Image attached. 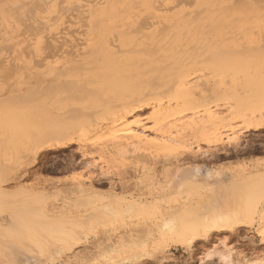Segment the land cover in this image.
I'll return each mask as SVG.
<instances>
[{
	"label": "rangeland",
	"instance_id": "1",
	"mask_svg": "<svg viewBox=\"0 0 264 264\" xmlns=\"http://www.w3.org/2000/svg\"><path fill=\"white\" fill-rule=\"evenodd\" d=\"M34 1L37 2L34 3L32 0L0 1V50L2 49L0 51V249L12 251L13 258L17 255L34 257L36 261L32 264L264 263V128L243 132L244 121L240 116L243 110L260 112L264 109V77L261 78L263 82L261 85L244 90L238 86H222L223 80L227 82L239 72L238 64L234 68L231 61H228L229 67H227L224 62L223 65L217 62L218 59H214L215 61L199 59V61L198 58L177 56L173 60L176 66L174 64V66L163 69L161 65L151 64L147 62V59L145 60L146 57L164 56L166 49L164 42L169 43V47L171 50L174 48V51L176 46L182 44L184 40L187 41L188 27L190 28L193 24L191 22L193 19L188 13L195 8L203 7L201 9L203 10L201 17H203L213 5L217 12H234L242 18L241 22L239 20L242 27H249L248 30L255 32L252 33L254 43L248 46L253 47L255 51L251 54L255 59L253 66L261 67L264 65V3L258 4L260 6L257 5L256 9L240 8L242 12H238L239 9L234 10L231 7L228 8L229 11L228 9L223 10L226 7L225 4L215 5V3L222 4L218 0H212L208 5L206 0H201L200 7H197L195 2H192L190 6V0L185 2L186 5L182 3L184 0L176 2L175 0H158L159 3L156 0L153 2L152 0H88V2L87 0H59V3L57 0ZM188 1H190V7ZM39 2L43 3L42 6ZM18 3L20 6H16ZM76 4L84 11L76 7ZM67 6H72V8L74 6L76 10L68 9ZM28 8L31 10L29 11ZM94 8L100 11L96 32L100 30L102 33L100 36L104 42L117 44L118 48H115L116 45L109 46L110 51L107 55L98 54L96 56L98 61L94 67L92 62H86V60L79 62L80 64L77 62L76 66V62L69 60L77 59V56L73 57L72 54L83 48L85 46L83 43L91 39L93 35L90 12ZM25 10L29 12L26 13ZM179 11L184 16L181 15V19L175 21L171 16ZM151 12L153 13L150 14ZM56 13L61 15L57 16ZM145 14L148 17L151 15L150 19L144 18L143 20H147L146 23L145 21L139 22L140 17ZM16 15L20 17L16 18ZM55 15L57 17L53 18L52 16ZM82 15L87 16L82 19ZM232 16L235 17V15ZM64 17H68V22ZM18 19L21 22H18ZM79 21H82L81 24ZM173 21L177 28L173 27ZM147 22H149L148 29L143 28L147 25L143 27L141 25ZM186 22L189 24L186 25ZM160 24L164 29L160 28ZM163 24H171V27L167 28L168 32L165 30L167 26ZM135 25L140 26L143 31L141 32L139 27L135 28ZM157 25L161 34H158L156 30ZM131 28L135 31L139 29L138 34L134 31L135 34ZM24 29L27 30L26 33ZM183 29L185 32L181 34ZM172 31L173 35L170 33ZM257 31L261 33L257 34ZM49 32L51 37L48 35ZM166 34H171V37L166 39L168 36ZM73 35V38L77 39L76 42L72 38ZM53 36L57 38L51 39ZM59 40L63 42L59 43ZM243 41V38H238L234 41L235 44L226 41L228 44L220 46H232L233 48ZM70 42L75 45H68ZM77 42L80 43L79 46ZM48 43H52L53 48L47 47L51 45ZM158 44L160 46L162 44L161 48H158ZM5 45L9 47V49L5 47L6 54L3 52ZM121 48L131 49L128 53L125 52L127 49L123 50L122 54L116 53L115 50L120 49L121 51ZM144 48L146 54L143 50L140 52L137 50ZM55 49H58L57 52L54 51ZM152 49L155 51L148 56L147 52L151 53ZM27 51L29 54L26 53ZM53 51L56 53L53 54ZM113 51L114 53L111 54ZM33 61L36 62L33 63ZM246 62L240 64L247 65ZM125 63L127 65H124ZM216 64L218 68H222L219 72H216L218 70ZM160 67L161 69H158ZM196 67H200L201 70L203 68V71H199L200 68ZM208 67L211 68L210 73H208L210 71ZM145 70L148 71L143 75ZM109 73L114 75L103 80L102 76ZM177 78L188 82V89L179 90L178 101L167 103L171 93L167 89L168 93H165L166 87L160 84ZM38 79L39 83L42 82L39 86L36 85ZM48 80L50 85L59 84V87L57 86L54 90L56 86L54 85L53 88L51 87L53 91L51 94L47 90L49 93L43 95L40 92H45L46 88H50L43 86ZM34 81L37 83L34 84ZM100 81L105 82L104 87ZM148 81H152L153 85ZM204 81H206L205 85ZM158 83L159 85L156 86ZM152 86L156 87L155 90ZM207 86L208 88H205ZM102 87L104 94L99 95ZM144 91H147L146 96H151L146 97L144 102H149L148 105L140 108L139 111L136 109L137 112L134 111L128 117L124 127L112 126L111 120L116 110L120 109L123 103H128L131 98L137 97L140 92ZM148 91L154 95L148 94ZM155 99L161 100L160 110H163L156 122L151 119L152 112L156 109L153 106ZM35 105L49 108V111L36 119L31 112ZM84 106L86 108H83ZM217 107L221 110L220 112ZM206 111L217 112L213 115L212 121L207 122ZM262 112L264 114V110L260 113ZM198 118L205 120L200 127L199 122L201 121ZM163 122L166 123L163 124ZM127 126L135 130L143 128L145 135L143 136L149 141L146 146L148 149L145 147L135 152L130 149L132 150L131 155L129 151L124 156H109L106 151L116 140L112 137L114 134L115 136L123 135V133L116 135L115 132H124L123 129ZM117 128L120 130L114 131ZM214 128L222 132L225 130L220 142L206 140L202 132L205 129L210 133ZM47 131L63 134L68 140L67 144L57 150L36 151L37 144L34 138L38 137L41 132ZM168 134L177 137L178 142L174 144L168 142L169 146L162 147L163 141L158 142L157 138ZM225 136L228 137L225 139ZM164 159H166L165 162ZM168 159H171L170 161L181 159V162L179 161L181 165L179 168L169 166V162L166 163ZM164 165L167 168L173 167V171L170 170L167 175L159 176L158 174L166 168ZM203 166L216 169L218 175H214L215 181L211 180L213 182L217 180V184L203 185L204 182H211V180L204 179L202 175L204 180L200 179L201 176L196 178L198 180L179 176L183 173L182 169ZM176 169L180 171V173L177 172L179 174L176 173ZM257 174L260 175L253 180L255 182L252 185L250 178ZM240 175L244 177L240 178ZM199 179L200 182H198ZM239 184L241 189L236 195L233 189ZM79 185H81L80 191H76ZM82 185L90 190L84 191ZM72 186L73 188H70ZM68 190L73 191L70 193ZM223 206L236 211L238 220L241 222L239 228H213L209 229V232L199 229L193 232L189 241L186 238L180 239V237L171 235L161 236L157 231L158 224L173 216V213L176 223L199 227L193 222L199 218L202 210L207 213L208 208L211 213L212 210L215 211ZM113 209L117 213H112ZM151 231V235H148L147 232ZM142 234L148 237H141ZM137 237L147 238V240L145 242V239L140 240ZM136 239L142 241V244L139 241L138 246L133 241ZM130 240L135 242L132 243L133 246Z\"/></svg>",
	"mask_w": 264,
	"mask_h": 264
},
{
	"label": "bare ground",
	"instance_id": "2",
	"mask_svg": "<svg viewBox=\"0 0 264 264\" xmlns=\"http://www.w3.org/2000/svg\"><path fill=\"white\" fill-rule=\"evenodd\" d=\"M1 1V0H0ZM34 3L35 2H37V1H34V0H32ZM63 1V0H62ZM83 1V0H82ZM86 1V0H85ZM92 1V0H91ZM177 0H175V2H176ZM187 0H184V2H182L183 4L186 2ZM191 1V2H190ZM190 1H188V6H189V2H190V6H191V3L193 2H195V4L197 5V7H200L199 6V4H200V2H201V0H190ZM211 1L212 0H206L205 2H207L206 4L208 5L209 3H211ZM218 1H220V2H222V4L221 5H219V4H217V3H215V5H218V6H222V5H224L225 4V8H223V10L224 9H228L229 7H231V8H234V10L235 9H239L238 10V12L239 11H241L242 9H240V8H243V7H249V8H254V9H256L257 7V5L258 4H260L261 2L262 3H264V0H218ZM40 2H42L41 0H40ZM39 2V3H40ZM48 2H49V0H48ZM57 2L59 3V0H57ZM56 2V3H57ZM72 1H70V3H71ZM87 2H88V0H87ZM152 2H153V0H152ZM156 2H158L159 3V1L158 0H156ZM161 2V1H160ZM23 3H25V2H23ZM32 3V2H31ZM38 3V4H39ZM43 3H45V1L43 2ZM43 3H40L41 4V6H42V4ZM69 3V4H70ZM75 3V2H74ZM91 3V2H90ZM136 3H139V2H136ZM19 4V3H18ZM16 5V6H20V4L19 5ZM37 4V5H38ZM62 4V3H61ZM213 4V3H212ZM31 5V4H30ZM34 5V4H33ZM32 5V6H33ZM57 5H60V4H57ZM57 5H56V7H57ZM70 5H72V4H70ZM80 5H82V4H80ZM153 5V4H152ZM158 5H160V4H158ZM175 5H177V4H175ZM185 5H186V3H185ZM240 5V6H239ZM15 6V7H16ZM36 6V5H35ZM40 6V5H39ZM62 6V5H61ZM60 6V7H61ZM78 5L76 4V7H77ZM157 6V5H156ZM189 6V7H190ZM258 6H260V5H258ZM7 7V6H6ZM37 7V6H36ZM63 7H66V6H63ZM68 7V6H67ZM76 7H74L73 6V8L75 9ZM81 7V6H80ZM79 6H78V8H80ZM134 7H135V4H134ZM134 7H132V8H134ZM139 7V6H138ZM155 7V6H154ZM154 7H152V9H155ZM212 8H209V10H207V12H205V16H203V17H201V14H202V11L203 10H201V9H198V8H195L194 10H192V11H190L189 13H188V15H189V17L191 18V19H193V21H191V22H193V24H191L190 25V28L188 27V29H189V37H188V40L186 41V40H184L183 42H182V44H180V45H178V46H176V45H173V46H176V49L173 51V49L174 48H172V50H171V47H169V43L168 44H166L165 42L163 43V45L165 44L166 45V49H165V51H164V56H162V57H158V55H157V57H155V56H153V57H146L145 58V60L147 59V62H150L151 64H155V65H161V67L164 69L165 67H170V66H174V64H175V66H176V62L175 63H173V60L174 59H176L177 58V56H181V57H192L193 59H196V58H198V60L200 59V60H216V59H218V61L217 62H219V63H221L222 65H223V62L227 65V67H229L228 66V61H231V62H233V63H236L235 65L232 63V67H236V65L238 64V66H239V72L238 73H236V74H234L233 75V77L230 79V80H227V82H225V80H223L222 82V86L223 87H235V86H238V87H240L241 89H244V90H248V89H251V88H255V87H257V86H259V85H261V83H263L262 82V80H261V78H263L264 77V65H262L261 67H255V66H253L255 63H254V55H251L253 52H255L251 47H249L248 46V44H252V43H254L253 42V34L252 33H255V32H251V30H248L249 29V27H246V26H241V24L239 23V20H240V22H241V20H242V18L241 17H239L237 14H235L234 12H230V13H225V12H220V11H218L217 12V10H216V8H213V5L211 6ZM224 7V6H223ZM263 7V6H262ZM261 7V8H262ZM4 8V7H3ZM43 8V7H42ZM70 8H72V6L71 7H68V9H70ZM72 8V10H74ZM77 8V9H78ZM172 8H173V5H172ZM261 8H259V9H261ZM81 9V11H84V10H82V8H80ZM164 9H166V8H164ZM171 9V8H170ZM230 9V8H229ZM229 9H228V11H229ZM28 10L30 11L31 9H29L28 8ZM26 11V13L27 12H29V11ZM76 10V9H75ZM74 10V11H75ZM86 10V9H85ZM156 10H158L157 9V7H156ZM169 10V9H168ZM13 11V10H12ZM64 12H66V10H63ZM62 11V13H64ZM120 11V10H119ZM119 11H117V12H119ZM138 11H140V10H138ZM166 11V10H165ZM245 11V10H244ZM77 12V11H76ZM99 9H97V8H94V9H92L91 10V12H90V23H91V29L94 31L93 32V35H92V37H91V39H88L85 43H83L85 46L83 47V48H81L80 50H77V51H75V53H73L72 54V56L74 57V56H77V59L76 60H74V58L73 59H71V60H69L70 62L71 61H73V62H81V61H84V60H86V62H92L93 63V67H94V65L97 63V61H98V59L96 58V56L98 55V54H101V53H103L104 55H107V53H109V51H110V49H109V46H115V48H118V46H117V44H113V43H105L104 42V40H103V38H102V36H100V34L102 35V33H101V31L99 30V32L97 31L96 32V30H97V27H96V24H97V20H98V18H99V16H100V14H99ZM122 12V11H121ZM186 12V11H185ZM184 12V13H185ZM217 12V13H216ZM242 12V11H241ZM69 13H71V11H69ZM81 12H79V14H80ZM127 13H128V11H127ZM137 13V12H136ZM153 12H151L150 14H152ZM13 14V13H12ZM21 14V13H20ZM20 14H17V15H20ZM30 14V13H29ZM38 14V13H37ZM57 14V13H56ZM59 14V13H58ZM57 14V16H59V15H61V14H59L58 15ZM82 14V13H81ZM149 14V15H150ZM187 14V13H186ZM185 14V15H186ZM9 15V14H8ZM16 15V16H17ZM67 15H68V12H67ZM70 15V14H69ZM78 15V14H77ZM182 12L181 11H179V12H176V14L174 15V16H171V18H174L175 19V21H178V20H180L181 19V17L182 16H184V14L182 15ZM232 15H235V17H233ZM16 16H14V18L16 17ZM24 16V15H23ZM25 16H26V14H25ZM56 15L55 16H52L53 18H56L57 17ZM83 16V15H82ZM82 16H80V18L82 17ZM87 16V15H86ZM85 16V17H86ZM145 16V17H144ZM144 16H141L142 17V20H141V17H140V19H139V22H141V21H145V20H143L144 18L145 19H150V17H151V15L148 17V16H146V14L144 15ZM18 17H20V16H17L16 18H18ZM27 17V16H26ZM52 17H50L51 19H52ZM84 16L82 17V19L83 18H85ZM147 17V18H146ZM259 17V16H258ZM261 17V16H260ZM15 18V19H16ZM44 18H46V17H44ZM65 18V17H64ZM20 19V18H19ZM18 19V20H19ZM24 19H26V18H24ZM50 19V20H51ZM65 19H67L66 21L68 22V17L67 18H65ZM76 19H78V18H76ZM154 19H155V17H154ZM249 19V18H248ZM17 20V19H16ZM16 20H14V21H16ZM52 20H54V19H52ZM56 20H58V19H56ZM55 20V21H56ZM81 20V19H80ZM159 21H160V19H158ZM64 21V20H63ZM65 21V22H66ZM83 21V20H82ZM82 21H79L80 22V24H81V22ZM147 21V20H146ZM146 21L144 22V23H146ZM156 21V20H155ZM154 21V23H156ZM175 21H173V23H172V25H173V27L175 26L174 25V22ZM186 21V20H185ZM18 22H21L20 20L18 21ZM40 22V21H39ZM64 22V23H65ZM78 22V21H77ZM138 22V23H139ZM150 22H151V20H150ZM190 22V23H191ZM51 23V22H50ZM137 23V24H138ZM143 23V24H144ZM159 23H162V22H159ZM187 23V22H186ZM20 24V23H19ZM40 24H42V23H40ZM45 24V23H44ZM43 24V25H44ZM136 24V23H135ZM136 24V25H137ZM142 24V23H141ZM141 25L142 27L143 26H146V27H143V28H146V29H148V27H149V22H147V24H145V25ZM152 24V23H151ZM177 24H179V23H177ZM182 24H183V22H182ZM189 23H187L186 25H188ZM20 25H22V24H20ZM29 25L30 26H32L31 24H30V22H29ZM28 25V26H29ZM43 25L41 26V28L43 27ZM48 25V24H47ZM52 25V24H51ZM50 25V26H51ZM84 25H85V22H84ZM83 25V26H84ZM134 26L135 28L137 27V26ZM139 25V24H138ZM180 25V24H179ZM244 25V24H243ZM24 26V25H23ZM29 26V27H30ZM34 26H36V25H34ZM34 26L32 27L33 29H34ZM60 26V25H59ZM86 26H87V24H86ZM114 26V25H113ZM116 27H119L118 25H115ZM163 26H167L166 27V31L168 32V30H167V28H169V27H171V24L170 25H168V24H166V25H164L163 24ZM1 27V26H0ZM48 27V26H47ZM139 27V29L141 30V32L143 31V29H141L140 28V26H138ZM137 27V28H138ZM157 27H158V25H157ZM162 27V24H160V28ZM31 28V29H32ZM38 28H40V26L38 27ZM37 28V29H38ZM46 28V27H45ZM60 28H61V26H60ZM65 28V27H64ZM78 28V27H77ZM76 28V29H77ZM159 27L156 29V30H158V29H160ZM175 28H177V26H175ZM32 29V30H33ZM66 29H68V28H66ZM73 29V28H72ZM138 29V30H139ZM145 29V30H146ZM161 29H164V27L163 28H161ZM2 30V29H1ZM22 30V29H21ZM21 30H19V31H21ZM40 30V29H39ZM38 30V31H39ZM56 30V29H55ZM64 30V29H63ZM85 30V29H84ZM83 30V31H84ZM124 30H126V28L124 29ZM124 30L122 31V32H124ZM131 30H133L132 28H131ZM138 30H133V32L135 31L137 34H138ZM18 31V30H17ZM24 31H25V33H26V31L27 30H25L24 29ZM36 31V30H35ZM61 31V30H60ZM69 31V30H68ZM73 31H74V29H73ZM77 31V30H76ZM80 31V30H79ZM162 31H164V30H162ZM47 31H45V33H46ZM75 32V31H74ZM85 32V31H84ZM114 31H112V33H113ZM134 32V33H135ZM140 32V31H139ZM156 32V31H155ZM161 32V31H160ZM159 32V30H158V34L160 33ZM183 32H185L184 31V29H183V31L182 32H180L181 34L183 33ZM15 33V32H14ZM24 33V32H23ZM29 33H30V31H29ZM29 33H27V34H29ZM37 32H35V34H36ZM43 33V32H42ZM44 33V34H45ZM54 33V32H53ZM55 33H57V32H55ZM63 33V32H62ZM69 34H71V32L69 31L68 32ZM79 33V32H78ZM77 33V34H78ZM81 33H83V32H81ZM129 33H132V32H130L129 31ZM128 33V34H129ZM135 33V34H136ZM162 33V32H161ZM160 33V34H161ZM166 33V32H165ZM170 33H172V35H173V31L172 32H170ZM261 33V32H260ZM258 31H257V34H260ZM264 33V32H263ZM27 34H26V36H27ZM31 34V33H30ZM52 34V33H51ZM85 34V33H84ZM125 34V33H124ZM134 34V35H135ZM180 34V35H181ZM15 35V34H14ZM43 35V34H42ZM41 35V36H42ZM49 36H50V32H49V34H48ZM55 35V34H54ZM114 35V34H113ZM112 35V36H113ZM143 35V34H142ZM163 35V34H162ZM161 35V36H162ZM166 35H168V34H166ZM171 34H169L168 36H167V38L166 39H168L169 38V36H170ZM16 36V35H15ZM19 36V35H18ZM30 36V35H29ZM36 36V35H35ZM46 36V35H45ZM61 36V35H60ZM60 36H59V38H60ZM115 36V35H114ZM145 36V35H144ZM164 36V35H163ZM12 37H14V36H12ZM40 37V36H39ZM51 37V36H50ZM49 37V38H50ZM74 37V35L72 36V38ZM116 37V36H115ZM139 37H142V36H139ZM139 37H138V41H139ZM155 37H156V35H155ZM154 37V38H155ZM171 37V36H170ZM182 38H183V36H181ZM261 37H262V35H261ZM41 38H43V37H41ZM45 38V41H47L46 40V37H44ZM55 38H57V37H55ZM54 38V36H53V38H51V39H55ZM153 38V39H154ZM181 38V39H182ZM238 38H243V43H240V45H236V46H233V48H232V46H223V47H221L223 44H228V43H231L232 44V42H234L235 40H238ZM260 38V37H259ZM6 39H8V38H6ZM32 39V38H31ZM48 39V38H47ZM63 39V38H62ZM74 39V38H73ZM109 37H108V41H109ZM136 39H137V37H136ZM146 39H147V37H146ZM160 39V38H159ZM181 39H180V41H181ZM187 39V38H186ZM257 39V38H256ZM255 39V40H256ZM261 39H263V37L261 38ZM2 40V39H1ZM44 40V39H43ZM57 40V39H56ZM66 40H67V38H66ZM75 40V39H74ZM77 40V39H76ZM76 40H75V42H76ZM80 40V39H79ZM115 40H116V38H115ZM115 40H113V42H115ZM158 40V39H157ZM157 40H155V42L157 41ZM264 40V39H263ZM55 41V40H54ZM60 41H62V40H59V43H60ZM68 41V40H67ZM130 41V40H129ZM134 41H135V39H134ZM134 41H133V44H135L134 43ZM172 41V40H171ZM170 41V42H171ZM226 41H229L228 43L226 42ZM262 41V40H261ZM27 42H28V40H27ZM48 42H50L49 40H48ZM56 42V41H55ZM58 42V41H57ZM56 42V43H57ZM63 42V41H62ZM74 42V41H73ZM155 42L153 43V45L155 44ZM43 44L45 43V42H42ZM144 43V42H143ZM237 43V42H236ZM2 44V43H1ZM30 44V43H29ZM49 44H51L50 46H47V47H52L53 48V46H52V43H48V45ZM77 44H78V42H77ZM80 44V43H79ZM79 44L77 45V46H79ZM82 44V43H81ZM132 44V45H133ZM145 44V43H144ZM234 44H235V42H234ZM4 45V44H3ZM26 45H28V44H26ZM55 45V44H54ZM61 45H62V43H61ZM63 45H64V43H63ZM68 45H72V46H74L73 44H71V42H70V44H68ZM131 45V46H132ZM146 45H149V44H146ZM221 45V46H220ZM56 46H58V45H56ZM56 46H54V48L56 47ZM161 46H162V44H161ZM161 46L158 44V48L160 47L161 48ZM6 47V45L5 46H3V48H5ZM46 47V46H45ZM168 47V48H167ZM2 48V47H1ZM7 49H9V47H6ZM6 48H5V50H3V52L5 51L6 52ZM24 48V47H23ZM43 48V47H42ZM129 48V47H128ZM145 48H147V46H145ZM137 49V50H139V52H140V50H143L144 51V54H146V49ZM240 48H241V50H240ZM260 48V47H259ZM41 49V48H40ZM51 49V48H50ZM59 50H60V48H58ZM57 49V50H58ZM66 49V48H65ZM69 49V48H68ZM127 49V48H126ZM125 49V50H126ZM131 49V48H130ZM129 49V50H130ZM156 49H157V47H156ZM168 49V50H167ZM2 50V49H1ZM0 50V51H1ZM24 50V49H23ZM29 50V49H28ZM57 50L55 49L54 51H56L57 52ZM124 49L123 48H121V51H120V49L118 50V49H116L115 51H116V53H118V52H124L123 51ZM128 49H127V51H125L126 53H128V51H129ZM163 50H164V48H163ZM12 51V50H11ZM11 51H8V52H11ZM54 51L52 52L53 54H55L54 53ZM151 51V50H150ZM155 51V50H154ZM153 49H152V51H151V53H149V52H147V55L149 56V55H151L153 52ZM157 51V50H156ZM4 52V53H5ZM46 52V51H45ZM47 52H49V51H47ZM62 52V51H61ZM66 52H68V51H66ZM66 52H65V56H66ZM131 52H133V50L131 51ZM27 54H29L28 53V51L26 52ZM69 53H70V49H69ZM112 53H114V51L113 52H111V54ZM130 53V52H129ZM6 54V53H5ZM4 54V55H5ZM52 54V55H53ZM122 54V53H121ZM121 54H119V55H121ZM47 55H49L48 53H47ZM59 55H61L60 53H59ZM59 55H57L56 54V56H58L59 57ZM68 55V54H67ZM118 55V56H119ZM31 56H33V55H31ZM55 56V55H54ZM7 57H9V55L7 56ZM50 57V56H49ZM112 57V56H111ZM185 57V58H186ZM14 58V57H13ZM12 58V59H13ZM18 58V57H17ZM43 58H47V57H44L43 56ZM6 59V58H5ZM111 59V58H110ZM114 59V58H113ZM115 59H116V57H115ZM180 59V58H179ZM1 60H2V57H1ZM36 60V59H35ZM199 60V61H200ZM214 60V61H215ZM135 61H137V60H135ZM213 61V62H214ZM246 61H248V62H246ZM34 62H36V61H33V63ZM181 62V61H180ZM194 62H195V60H194ZM213 62H212V64H213ZM244 62H246V63H248L247 65H245V64H240V63H244ZM78 63L76 64V66L78 65ZM82 63V62H81ZM122 63V62H121ZM135 62L133 61V64H134ZM141 63H143V62H141ZM204 63H206V62H204ZM215 63V62H214ZM219 63H217V64H219ZM40 64V63H39ZM38 64V65H39ZM80 64V63H79ZM88 64V63H87ZM140 64V63H139ZM138 64V65H139ZM216 64V66H217V69L218 70H216L215 68H214V66H213V69L214 70H216V72H219L220 70H222V68L220 69V68H218V65ZM253 66V67H251V65ZM35 65H36V63H35ZM124 65H127V63H125ZM142 65V64H141ZM141 65H139V66H141ZM225 65V66H226ZM2 66H4V65H2ZM11 66V65H10ZM37 66V65H36ZM74 66V65H73ZM102 66H104V65H102ZM181 66V65H180ZM179 66V67H180ZM14 67H15V65H14ZM38 67V66H37ZM72 67V66H71ZM98 67V66H97ZM161 67L160 68H158V69H161ZM179 67H177V68H179ZM202 67V66H201ZM206 69H207V66L205 65L204 66ZM220 67V66H219ZM230 67H231V65H230ZM7 68H9V67H7ZM17 68V67H16ZM91 68V67H90ZM150 68V67H149ZM152 68V67H151ZM154 68V67H153ZM173 68H175V67H173ZM172 68V69H173ZM176 68V69H177ZM197 69L198 68H200V67H196ZM208 68H210V67H208ZM223 68H225L224 66H223ZM6 69V68H5ZM157 69V68H156ZM175 69V70H176ZM206 69H205V71H206ZM220 69V70H219ZM7 70H10V69H7ZM11 70H12V68H11ZM65 70V69H64ZM208 70H210V71H208V73H210L211 72V68L210 69H208ZM63 71V70H62ZM146 71H148V70H145L142 74L144 75V73L146 72ZM159 71V70H158ZM199 71H203V68H202V70H201V68H200V70ZM118 72V71H117ZM207 72V71H206ZM206 72H204V74H206ZM216 72H214V73H216ZM222 72V71H221ZM56 73V72H55ZM159 72H157V74H158ZM5 74V73H4ZM12 74V73H11ZM134 74V73H133ZM156 74V75H157ZM172 74V73H171ZM114 74L113 73H109L108 75H103L102 76V79L104 80L105 78H108V77H112ZM129 75V74H128ZM164 75V74H163ZM4 76V75H3ZM7 76V75H6ZM123 76V75H122ZM36 77V76H35ZM34 77V78H35ZM33 78V77H32ZM55 78V77H54ZM155 78H157L158 79V77H155ZM154 79V78H153ZM32 80V79H31ZM152 80V79H151ZM160 80V79H159ZM33 81V80H32ZM37 81V80H36ZM36 81H34V84H35V82ZM41 81V80H40ZM99 81V80H98ZM162 81V80H161ZM161 81H159V82H161ZM164 81V80H163ZM190 81H192V80H190ZM229 81V82H228ZM44 82V81H43ZM49 80H48V82H47V84H45V85H43V86H48V87H50V88H46V90H45V92H43L42 90V92H40V93H43V95H46V94H48L49 93V91H50V93L49 94H51V92H53L51 89L54 87V85H56V84H53V85H50L49 84ZM148 82H151V84L153 83L152 81H148ZM155 82V81H154ZM37 83V82H36ZM100 83H101V85H103V87H104V81L103 82H101L100 81ZM145 83V82H144ZM187 83L188 82H185V81H183V80H181V79H179V78H177L176 80H171V81H169V80H167V81H164V82H162L160 85L161 86H163V87H166L165 88V90L167 89L171 94H169V95H171V97L169 98V99H167V103H169V102H171V101H178V94H179V90H182V89H184V88H187L188 89V87H187ZM202 83V82H201ZM204 83V85H205V83H206V81H204L203 82ZM42 84V82H40L39 83V79H38V84H36L37 86H39V85H41ZM147 84H149L150 86H151V84L150 83H147ZM50 85V86H49ZM59 85V84H58ZM58 85H56L53 89L55 90V88L58 86ZM66 85V84H65ZM153 85V84H152ZM155 85V84H154ZM159 85V83L156 85V86H158ZM53 86V87H52ZM52 87V88H51ZM59 87V86H58ZM103 87L99 90V95L101 94V95H103L104 94V91H103ZM143 87H145V86H143ZM149 87V86H148ZM153 87V86H152ZM202 87V86H201ZM36 88V87H35ZM34 88V89H35ZM61 88V87H60ZM65 88V87H64ZM63 88V89H64ZM156 88V87H155ZM155 88L153 87L152 89H154L155 90ZM205 88H208V86L207 87H205ZM204 88V89H205ZM187 89H185V90H187ZM39 90V89H38ZM47 90H49V91H47ZM59 90V89H58ZM148 90V89H147ZM167 90L166 91H164L165 93H168L167 92ZM33 91H35V90H33ZM59 91H61L62 92V90H59ZM36 92H37V89H36ZM48 92V93H47ZM57 92V91H56ZM145 92H147V91H144V92H140L139 94H138V96L137 97H133V98H131L130 100H129V102L128 103H123L124 105L123 106H121V108L120 109H118V110H116V112L114 113V115H113V117H112V120H111V125L112 126H114L115 128L116 127H124V124H127L126 123V121H127V119H128V117H130L131 116V114L135 111V112H137L136 111V109L139 111V109L140 108H142V107H144L145 105H148V103H144L145 101H146V97H151L150 95L149 96H146V93ZM36 94V93H35ZM55 94V93H54ZM98 94V93H97ZM148 94H153V93H151V92H149L148 91ZM39 95V94H38ZM98 95V96H99ZM154 95V94H153ZM152 95V96H153ZM40 96V95H39ZM52 96H54V95H52ZM127 96V95H126ZM186 99V98H185ZM189 99V98H188ZM19 101V100H18ZM21 101V100H20ZM161 100L160 99H155V103H154V105L153 106H155V110L152 112V116H151V119L152 120H154L155 122L156 121H158L159 120V118H160V116L159 115H161L162 114V112H163V110H160L161 109V107H160V104H159V102H160ZM26 102V101H25ZM134 103H139V104H134ZM26 104V103H25ZM162 104V103H161ZM163 104H165V103H163ZM197 104V103H196ZM120 105V104H119ZM118 106V105H117ZM152 106V107H153ZM173 106V105H172ZM119 107V106H118ZM168 107H170L169 105H168ZM173 107H175V106H173ZM219 107V106H218ZM218 107H217V110H219V109H221V107H219V109H218ZM83 108H86V106H84ZM214 109V108H213ZM230 109V108H229ZM262 110H264V109H261L260 110V112L262 111ZM49 111V108H44L43 106H40V105H35V106H33V108H32V110H31V112H32V114H33V117L34 118H36V117H40L43 113H45V112H48ZM215 111H216V109H215ZM214 111V112H215ZM221 110H219V112H220ZM141 112V111H140ZM211 112H213V111H211ZM211 112H208V111H206V114H205V116L207 117V122H209V121H212L213 120V115L214 114H216V113H211ZM260 112H257V111H248V110H243L242 112H241V118L243 119V121H244V127L242 128L244 131L243 132H245V131H250V130H254V131H257V130H260V129H262V128H264V114H263V112L262 113H260ZM171 113H173V112H171ZM139 114V113H138ZM201 114V113H200ZM78 115H79V113H78ZM198 116V115H197ZM204 116V115H203ZM175 118H176V116H175ZM181 118V117H180ZM204 118V117H203ZM203 118H198V119H200V121L201 122H199V127L200 126H202L204 123H205V120L203 121L202 119ZM36 119H38V118H36ZM179 119V118H178ZM197 119V120H198ZM220 119H223V118H221L220 117ZM225 119V118H224ZM176 120H177V118H176ZM196 121V120H195ZM197 122V121H196ZM136 123H138V122H136ZM164 123H166V122H163V124ZM162 125V124H161ZM111 126V127H112ZM198 126V125H197ZM142 127H144V126H142ZM204 128H205V126H204ZM119 128H117V129H115L114 131H119L118 130ZM123 129V128H122ZM201 129H203V128H201ZM123 131L124 132H115L116 133V135H118L117 133H123V135H118V136H115V134H114V132H113V134H114V137H112V138H114V139H116L115 141H113V143L109 146V150H107L106 151V153L109 155V156H112V155H115V156H124V155H126V153L127 152H129V151H131L130 152V155H131V153H132V150H134V152L135 151H137V150H139V149H143V148H145L147 145H148V143H149V141L147 140L148 138H146V137H144L145 135L143 134V132H144V130H143V128H139V129H133L131 126L130 127H126L125 129H123ZM225 131V130H224ZM222 132V130H220V129H218V128H214L210 133H208L207 132V130H205L204 129V131H202L203 133H204V135H205V137H206V140H213L214 142H220L221 140H222V135L225 133V132ZM241 131V130H240ZM208 133V134H207ZM144 135V136H143ZM227 135V134H226ZM159 136V135H158ZM118 137V138H117ZM226 137H228V136H225V139H226ZM111 138V139H112ZM155 138H157V137H155ZM229 138H231V137H229ZM233 138V137H232ZM67 138L65 137V136H63V134H55L54 132H50V131H47V132H41L40 134H39V136L38 137H35L34 138V141L36 142V151H40V150H43V149H48V150H50V149H56L57 150V148L58 149H60L62 146L64 147V145L65 144H67V141L68 140H66ZM154 139V138H153ZM152 139V140H153ZM160 140L161 141H163V145H162V147L163 146H166V145H168V142H170V143H177L178 141H177V137H175V136H173L172 134H168V135H166V136H162V137H158L157 138V141L158 142H160ZM154 141H156V139H154ZM165 144V145H164ZM189 144V143H188ZM108 146V145H107ZM169 146V145H168ZM189 147V146H188ZM191 147V146H190ZM220 147V146H219ZM236 147V146H235ZM147 148V147H146ZM130 149H132V150H130ZM148 149V148H147ZM217 149V148H216ZM222 149V148H221ZM236 150H238V149H236ZM244 150V149H243ZM222 151V150H221ZM235 152V151H234ZM197 153V152H196ZM205 153V152H204ZM211 154L213 153V151L212 152H210ZM237 153V152H236ZM129 154V153H128ZM139 154V153H138ZM199 154V153H198ZM129 155V156H130ZM146 155V154H145ZM202 155V154H201ZM139 156H140V154H139ZM208 156V155H207ZM210 156V155H209ZM212 157V155L210 156V158ZM142 158V157H141ZM173 158V157H172ZM204 158V157H203ZM206 158V157H205ZM213 158V157H212ZM201 159V158H200ZM207 159V158H206ZM206 159H204V160H206ZM165 160L166 159H164V162H165ZM169 160V159H168ZM166 161V163H168L169 164V166H174L175 168H179V166L181 165V164H179V161L181 160H179V161H175V159H172V160H174V161ZM191 160V159H190ZM144 161H146V160H144ZM148 161V160H147ZM159 162V161H158ZM162 162V161H161ZM181 162V161H180ZM209 162V161H208ZM89 163V162H88ZM152 163V162H151ZM163 163V162H162ZM212 163V162H211ZM168 164H166V166L168 165ZM184 164V163H183ZM88 165V164H87ZM165 166V165H164ZM165 166V167H166ZM169 166H167V167H169ZM160 167V166H159ZM164 168L161 172H160V174H158L159 176L161 175V174H164V175H167V172H169L170 170L171 171H173V167L170 169V168ZM185 168V167H184ZM144 169V168H143ZM146 169H148V167L146 168ZM151 169V168H150ZM150 169H149V171H150ZM216 170V169H215ZM215 170H213V169H211V168H207V167H205V166H203V167H188V168H185V169H182V171H183V173L181 174L180 173V171L178 170V169H176L175 171H176V173L177 172H179L180 173V175L179 176H183V177H185V179H190V180H192V179H195V180H198V179H196L198 176L200 177L201 175L204 177V179H207V178H209V180H214L213 178H214V175L215 174H217L218 172L217 171H215ZM156 171V170H155ZM159 171V170H158ZM181 171V172H182ZM147 172V171H146ZM151 172V171H150ZM179 173H177V174H179ZM244 173V172H243ZM175 174V173H174ZM239 174H240V172H239ZM132 175V174H131ZM143 175V174H142ZM156 175V174H155ZM154 175V177H155V179H156V176ZM218 175V174H217ZM260 175V174H259ZM258 174L256 175V176H254V177H252V178H250V179H252L251 181V184L252 185H254V182L255 181H253V180H256V177L257 176H259ZM144 177H145V175H143ZM150 176V175H149ZM202 176L200 177V179H203L202 178ZM241 176L242 177H244V175H240V178H241ZM153 177V178H154ZM158 177V176H157ZM166 177V176H165ZM141 178V177H140ZM139 178V179H140ZM249 178V177H248ZM142 179V178H141ZM148 179V178H147ZM151 179V178H150ZM184 179V178H183ZM200 179H199V181L198 182H200ZM203 179V180H204ZM242 179H244V178H242ZM143 180V179H142ZM159 180V179H158ZM211 180V182L209 181V182H207V183H205L204 182V184L203 185H211V183L212 184H217L218 182H217V180H216V182H213ZM241 180V179H240ZM247 180V179H246ZM144 181V180H143ZM215 181V180H214ZM110 182V181H109ZM197 182V181H196ZM240 182V181H239ZM201 183H203L202 182V180H201ZM80 186L81 185H79V187L78 186H76V187H78V189H76V191L78 190V191H80L79 190V188H80ZM84 186L82 185V188H83ZM70 188H73V186L72 187H70ZM67 189V188H66ZM241 189V187H240V184H239V186H235V188L233 189V193L235 194L236 193V195H237V191H239ZM82 190V192H83V189H81ZM89 191L90 189H86V187H84V191ZM70 193L73 191H70V190H68ZM68 192V193H69ZM136 192V191H135ZM70 193H69V195H70ZM143 193V192H142ZM66 194V193H65ZM145 194V193H144ZM148 195V194H147ZM68 196V195H67ZM144 196H146V195H144ZM153 196V195H152ZM130 197V196H129ZM149 197H151V195L149 194ZM131 198V197H130ZM145 199V198H144ZM156 200V199H155ZM140 203V202H139ZM206 203V202H205ZM135 204H136V202H135ZM143 204V203H142ZM207 204V203H206ZM205 204V205H206ZM138 205V204H137ZM203 206V205H202ZM264 206V205H263ZM207 207H208V205H207ZM197 207H195V209H196ZM178 209H180V208H178ZM177 209V210H178ZM127 210V209H126ZM199 210H200V208H199ZM210 210V209H209ZM208 210V208H207V210H206V212L208 213H204L205 212V210H204V212H202L201 211V214H200V216H199V218H197L196 219V221H194L193 223H197L198 225H199V227H195V226H193L192 224V226H184V225H182V224H179V222L178 223H176V220H175V218H174V213H173V216H171L170 218H168V219H165V220H163V221H161L160 222V224H158L159 226H158V232H159V234H161V236H166V235H171L172 237H180V239L181 238H186L188 241L190 240V236L192 235V234H194L193 232L194 231H197V230H205V231H208L209 229H224V228H239L240 226H239V224L241 223L239 220H238V215L236 214V211L234 210V209H232V208H228V206H223L222 208L220 207V209H216L215 211H213L212 210V212L210 213V211ZM179 211V210H178ZM174 212H176V211H174ZM198 212H200V211H198ZM112 213H117L114 209L112 210ZM176 213H179V212H176ZM203 213V214H202ZM7 222V221H6ZM156 228V227H155ZM149 229V228H148ZM146 230V229H145ZM236 230V229H235ZM150 231V230H149ZM236 231H238V230H236ZM146 232V231H145ZM209 232V231H208ZM150 233H152V231L151 232H147V234L148 235H151ZM207 233V232H206ZM144 234V233H143ZM140 235L141 237L142 236H147L148 237V235ZM133 236H135L134 234H132ZM160 236V235H159ZM160 236V237H161ZM150 237V236H149ZM138 239H140V240H142L143 238H140V237H137ZM177 238V239H178ZM138 239H136V240H133V241H135L136 242V244L140 241V240H138ZM145 239V238H144ZM143 239V240H144ZM102 240V239H101ZM113 240V239H112ZM138 240V241H137ZM146 240H147V238L144 240L145 242H146ZM187 240H185L186 242H188ZM124 241V240H123ZM131 241V240H130ZM149 241V240H148ZM192 241V240H191ZM135 242H132L131 241V245L133 246L134 244H132V243H135ZM142 241H140L139 243H141ZM112 243H114V242H112ZM130 243V242H129ZM144 243V242H143ZM100 244V243H99ZM142 244V243H141ZM97 245V244H96ZM103 245V244H102ZM138 245V244H137ZM99 246V245H98ZM139 246V245H138ZM143 245H141V247H142ZM144 246H145V244H144ZM96 247V246H95ZM136 247V246H135ZM103 249V248H102ZM4 250V251H3ZM0 249V264H32L34 261H36V259H34V257H30V256H21V257H19L18 255V257L17 256H15V258H13L12 256V251L11 252H9V251H7L6 249ZM10 250V249H9ZM98 251V250H97ZM41 252H43V251H41ZM43 253H45V252H43ZM92 253V252H91ZM99 253H101V252H99ZM12 255V256H11ZM135 256V255H134ZM136 257V256H135ZM258 262V261H257ZM257 264H260V262L259 263H257ZM261 264H264V263H261Z\"/></svg>",
	"mask_w": 264,
	"mask_h": 264
}]
</instances>
